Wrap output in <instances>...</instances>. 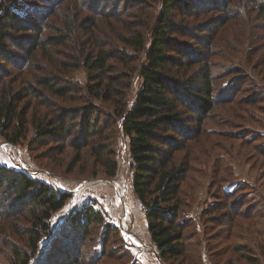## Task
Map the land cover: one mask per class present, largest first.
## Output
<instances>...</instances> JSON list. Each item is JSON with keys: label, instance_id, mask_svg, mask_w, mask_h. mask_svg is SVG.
<instances>
[{"label": "trees", "instance_id": "16d2710c", "mask_svg": "<svg viewBox=\"0 0 264 264\" xmlns=\"http://www.w3.org/2000/svg\"><path fill=\"white\" fill-rule=\"evenodd\" d=\"M80 1L57 0L55 7L39 17L37 25L30 26L29 19L8 6L13 0H0V136L13 146L27 140L31 127L35 133L32 144L62 137L76 151V165L84 150L106 176L114 177L118 170L116 153L105 141L108 129L114 132L117 120H122L119 125L130 139L132 191L145 210L149 238L160 259L200 264L192 221L183 216V190L194 172V149L190 144L204 135L217 108L236 100L234 93L257 88L248 78L238 92L232 88L233 95H223L218 87L223 76H218L212 63L218 57L213 45L229 27L245 19L247 25L256 23L253 28L261 32L259 41L263 43L264 0H218V5L207 0V7L188 0H119L111 11L101 9L104 3L98 5L96 0H88L89 4ZM87 4L91 12L85 15ZM122 4L127 12L133 11L131 17H124L118 10ZM96 5L98 8H94ZM178 16L196 20L205 17L187 28L192 31V39L195 32L200 36L195 45L179 38L186 34L176 23ZM105 19L110 37L125 48L109 41L106 34L100 37L106 33ZM118 25L121 28L117 31ZM28 31L34 35L28 47L26 39H20L24 46L19 45L20 40L15 42L20 46L21 59L11 53L10 41ZM79 68H84L88 77L84 87L68 78ZM135 73L142 86L134 107L128 110ZM90 99L111 108L112 115L102 125L92 103H84ZM78 100L84 104L75 105ZM240 101L264 105L254 96ZM214 195L217 202L202 215L208 245L212 237L217 241L227 238L245 206L242 201L228 205L230 198L218 190ZM71 197L0 163V227L5 228L0 242L6 246L2 255L6 264H31L42 238L51 232L53 214ZM14 220L19 225H13ZM73 222L89 235V228L103 219L99 211L87 207ZM111 234L108 228L107 244ZM13 236L23 241V246L17 247ZM224 246L218 245L221 249ZM62 252L54 258V264H82L80 255ZM214 262L221 264L215 258Z\"/></svg>", "mask_w": 264, "mask_h": 264}, {"label": "rangeland", "instance_id": "374dc122", "mask_svg": "<svg viewBox=\"0 0 264 264\" xmlns=\"http://www.w3.org/2000/svg\"><path fill=\"white\" fill-rule=\"evenodd\" d=\"M56 1L13 0L8 6L25 20L29 19L28 23L31 26L37 25L39 17L55 7ZM86 1L88 3V0H81L79 3L83 4ZM96 1L98 5L104 3L101 9L106 11L113 10L120 3L119 0ZM188 1L200 7H207L210 4L207 0ZM219 3L218 0H213V4ZM88 4L84 8L89 7ZM144 4L151 6L147 2ZM98 5L94 8H98ZM160 6L161 4L158 5V9ZM101 9L98 10L101 12ZM90 10L88 8L85 15L89 14ZM118 10L122 11L124 17L132 16L133 11L127 12L123 4ZM179 16L176 23L186 34V37L179 38L187 44L195 45L200 36L195 32L192 39L190 37L192 31L187 28L194 22L196 24L201 22L200 20L205 17L196 20L194 17ZM210 16L212 15H208L207 18ZM103 24L106 33L100 34V37L106 34L105 37L120 49L124 47L118 40L114 41L111 38L106 19ZM255 25L256 23L247 25L245 19L229 27L223 38L213 45L218 57H212V63L218 76H223L218 81V87L226 97L233 95L232 88H236L238 92V88H242V84H245L248 78L257 88L234 93L236 100L217 108L205 126L204 135L190 144L194 149L192 161L194 172L190 174L191 179L183 190L186 203L183 216L186 220L192 221L191 231H195L197 236L200 264H214V258L221 264L226 261H230L229 264H264V105H250L240 101L251 99L252 96L264 101V41L263 43L259 41L261 32L253 28ZM237 26L247 30H240ZM120 28L118 25L117 31ZM102 31L104 32V28ZM26 33L15 36L16 40L10 41L11 53L18 54L16 57L21 59L24 58L19 54L21 51L19 47L24 45L20 39H26L28 43H25V47H28L34 38L32 32ZM18 40L19 47L15 44ZM254 40L258 42L257 46ZM192 49L195 51V47ZM126 51L130 52L129 49ZM232 72L236 75H228ZM134 76L133 85L128 93V110L134 107V101L142 86L140 76L137 73ZM68 78L83 87L88 79L84 68L74 70ZM85 102L92 103L96 108L101 125L112 115L108 105L94 99ZM82 103V100H78L75 105ZM121 121L117 120L114 132L108 129V138L105 141V144L107 143L116 153L118 170L114 177L106 176L104 170L96 165L92 155L84 150L81 153V162L76 165L77 153L66 145L67 141L62 137L47 138L43 143L32 144L35 133L31 127L27 140L13 146L0 136L2 165L45 182L57 192H67L72 196L62 209L53 214L50 220L51 232L42 238L31 264H54V258L63 254V250L67 255H80L82 264L97 262V264H177L161 260L149 238L145 210L132 191L134 171L129 150L130 139L124 135L120 126ZM217 190L230 198L228 205L242 201L245 204L242 207L244 214L236 219L238 221L235 227L229 232L230 236L227 234V238L223 239V244H220L223 242L220 239L217 241L218 238L212 237L211 244L208 245L209 236L204 233L205 219L202 215L217 202L214 199ZM87 207L99 211L103 219L102 223H96L89 228V235L84 233L82 228L78 229L73 222L78 212ZM78 217L81 219V216ZM11 222L15 226L19 225L17 220ZM108 228L112 229V234L107 244ZM4 229V225L3 228L0 227V239ZM220 231L221 229L218 235ZM13 240L17 242V247L23 246L24 242H19L17 236H13ZM218 245L225 246L221 249ZM5 250L6 246L0 242V264H6L2 257ZM216 250L217 253H214Z\"/></svg>", "mask_w": 264, "mask_h": 264}]
</instances>
